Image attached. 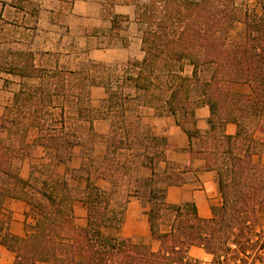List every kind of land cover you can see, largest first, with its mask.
Wrapping results in <instances>:
<instances>
[{"label": "trees", "instance_id": "1", "mask_svg": "<svg viewBox=\"0 0 264 264\" xmlns=\"http://www.w3.org/2000/svg\"><path fill=\"white\" fill-rule=\"evenodd\" d=\"M256 1L259 10L233 0H135L143 57L129 60L122 73L101 62L72 70L38 63L32 51L0 50L1 70L36 79L21 84L0 116V197L24 200L33 218L24 236L2 238L14 253L12 264H264V0ZM121 19L113 16L115 28ZM237 22L242 31L233 37ZM202 67L210 68L208 77L201 76ZM233 83L250 91H235ZM92 86L106 92L97 108L90 105ZM143 105L174 115L189 138L191 157L203 158L205 169L216 172L220 203L209 218H200L191 202L168 204L165 186H156L161 162L177 166L167 160L166 139L141 123ZM201 105L210 109L205 131L196 127ZM97 118L108 119L110 127L95 170L111 188L105 191L86 176V222L80 226L73 187L55 166L70 161L74 146L94 140ZM227 122L236 125L235 134L225 133ZM32 128L49 163L39 166L44 177L22 179ZM137 163L150 170L136 179L134 192L140 197V189L149 188L147 216L156 249L116 234L127 202L118 196V184ZM177 176L164 175L166 184ZM192 245L210 261L190 256Z\"/></svg>", "mask_w": 264, "mask_h": 264}, {"label": "crops", "instance_id": "2", "mask_svg": "<svg viewBox=\"0 0 264 264\" xmlns=\"http://www.w3.org/2000/svg\"><path fill=\"white\" fill-rule=\"evenodd\" d=\"M17 4L16 0H0V50L32 51L38 63L51 54L55 63L61 68L78 70L90 61L105 64H124L129 60H141V30L135 19V0H24ZM146 2L148 0H137ZM31 3L30 5L27 3ZM248 8L259 6L256 0H248ZM15 3L17 6H15ZM21 5V7H20ZM37 12H33L32 7ZM119 15L122 19L119 26H113V16ZM34 78L20 77L0 69V116L5 107L12 101L15 91L25 81L33 82ZM36 83V82H35ZM235 91L249 92L245 83H233ZM90 105L100 106L106 92L101 86H92L90 89ZM97 93V97L94 94ZM92 103V104H91ZM140 121L147 126L151 134L166 139L169 149L167 160L177 167H166L165 162L159 164V172L163 175H178L174 184H164L165 201L168 204H182L191 202L195 205L200 218H209L212 207L220 203L217 189L216 172L205 169V160L189 153L190 141L187 134L177 124L172 114H158L148 105L139 108ZM210 109L208 105H201L195 109L196 127L200 131L208 128ZM109 120L97 118L93 121L95 135L107 136ZM227 134H235L236 125L227 122L224 126ZM37 129L29 132L30 147L28 148L19 169V176L28 179L35 175L31 170L33 164L49 163L46 151L35 138ZM76 145L74 147H77ZM73 147V148H74ZM106 143H103V149ZM64 164H58L57 167ZM146 168V167H145ZM39 171V170H38ZM40 172V171H39ZM41 174V172H40ZM146 173L144 176L149 175ZM41 177L39 175H35ZM102 179V178H100ZM97 185V184H96ZM29 204L22 199L9 196L0 197V264H12L14 253L2 243L6 234L24 236L25 223L32 222L28 215ZM74 213H79L80 226L86 222V208L82 201L75 200ZM147 207L142 206L136 197L131 198L126 205L120 234L124 237L156 244L151 237ZM188 253L190 256L206 261L210 255L199 246L192 245Z\"/></svg>", "mask_w": 264, "mask_h": 264}, {"label": "rangeland", "instance_id": "3", "mask_svg": "<svg viewBox=\"0 0 264 264\" xmlns=\"http://www.w3.org/2000/svg\"><path fill=\"white\" fill-rule=\"evenodd\" d=\"M233 1L237 5L242 6V7H248V5H249L248 0H233ZM242 27L243 26L241 23H239V22L235 23L233 25L231 31H230L231 35L233 37H237L239 35V33H241V31H242ZM139 28H140L141 33H142L143 26L140 23H139ZM43 61H44V63L53 66L55 63V57L49 56V57L45 58ZM127 62L124 64H112V65H116L117 70L120 73H122V70L126 66ZM86 65H87V63H85L83 65V67H85ZM191 69H192V67L190 65H186L184 71L186 74H190ZM209 72H210L209 67H202L201 76L208 77ZM32 81L33 82H29V83H35L36 79H34ZM26 83H28V81H25V84ZM131 89L132 88H128V91H131ZM94 96L97 97V99H98L97 93L94 94ZM101 103H102V101L100 102V105H101ZM106 137L105 136H100V137L98 136V138H97V136L95 135L94 140L92 142L85 141L83 144H81L77 147H74L72 149V155H71L70 161L65 163L64 165H60L59 167H57L58 171H61L62 173H64L67 176L70 185L73 187V193L75 196L73 204H74L75 200L82 201L81 200L82 193H83L85 186H86V179L85 178L88 174H90L91 178L94 180V182L97 184V186H99L101 189H103L105 191H110L111 184H110L109 180L107 178H104L103 176H101L95 170V166L98 163H100V161L103 159V156L105 153V149H103V143L104 142L106 143ZM29 138H31V137L29 136V133H28L26 152H27L28 148L30 147V142L28 140ZM26 152H25V154H26ZM262 161H264V153L262 155ZM41 163H42V161H38V164H33L31 166V170L33 171V173H35V175L37 174V175L41 176L42 173L40 174V172L38 171L40 168H39V166H37V165H40ZM146 173H149L148 168L141 166L139 163L135 164L130 169V171L124 177H122V179L120 180V182L118 184V196L122 200L127 199V202L131 198L136 197L140 200L142 206H146L148 209L149 208V203H148L149 188L148 187H142L140 189V194H142L140 197L136 196L135 192H134L135 187L137 185L136 179L139 177H143ZM41 177H44V175H42ZM100 178H102V179H100ZM156 180H157V183H156L157 187H164L163 185L166 183V180L164 179V175L162 173L159 172L158 176H156ZM127 202H126V205H127ZM84 207H85V205H84ZM74 215H75L76 224H79L80 216H79L78 211H76V213H74ZM262 220L264 223V213L262 214ZM120 231H121V228L118 230V232L116 234H120ZM134 240H137V239H134ZM153 240L158 242L156 239H153ZM137 241H141V240H137ZM151 246L156 247V244H154V245L151 244ZM209 257L210 258L206 261H201L199 259L198 260L201 262H204V263L209 262L211 259V256H209ZM40 264H42V263H40Z\"/></svg>", "mask_w": 264, "mask_h": 264}]
</instances>
